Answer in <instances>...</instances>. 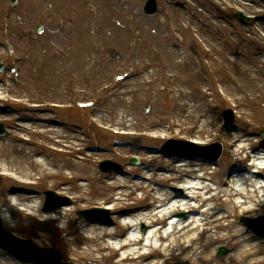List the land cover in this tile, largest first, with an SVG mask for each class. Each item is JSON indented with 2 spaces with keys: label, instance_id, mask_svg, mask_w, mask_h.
I'll use <instances>...</instances> for the list:
<instances>
[{
  "label": "rangeland",
  "instance_id": "obj_1",
  "mask_svg": "<svg viewBox=\"0 0 264 264\" xmlns=\"http://www.w3.org/2000/svg\"><path fill=\"white\" fill-rule=\"evenodd\" d=\"M19 1V5L13 8L10 6L9 0H0V65H4L3 72L0 73L1 100L6 99L5 91L9 90V87L11 89V86H9L11 84L10 73L7 71L11 59L7 56L3 34L1 35L2 32L5 33V30H7L5 26H2V20L5 18L11 25H9L8 34L18 54L17 62L22 72V84L19 87L12 86L18 97L37 99L45 94L44 96L57 101H64L65 99H62V97L65 98V96L59 79L61 67L72 68L76 72L79 85L82 88L93 90L99 85L106 83L109 75L118 74L128 67H134L136 64L150 61L158 66L151 72L138 75L128 82V86L124 89L127 94L124 97H118L119 99H110V105H105L102 108L99 116H101L100 119L104 124L120 129L158 128L165 125L167 114L173 113L175 118L180 120L186 127L199 122L200 117L203 123L208 126L205 129L206 133L200 139L201 141L204 138L205 140L209 138L207 136L212 137L220 134V136L223 135L226 138L232 135L234 142L242 134L253 133L254 125L264 126V19L261 17L264 12V0H237L238 3L233 0H159V4H162V2L170 4H168V7L167 4L162 5L160 16L157 18L144 15L142 7L145 0H129L127 4L123 0H83L81 3L77 0ZM232 1L236 6L244 10L246 14L255 16L254 21L245 23L236 17L234 11H224L223 9H226V6L233 4ZM68 8L73 9L76 16L67 14L66 9ZM38 23L45 27V31L41 35L34 31V27ZM183 26H189L191 30ZM196 30L198 33L195 32ZM196 34H199L207 46L218 48L221 51L219 52L220 57L224 54H229L233 58V62H230L231 66H227V68L234 76L236 84L228 83L224 85V89L231 96L238 97L236 103L240 113H244L250 121L248 123L240 121L235 123V127L242 130L240 133L223 132L220 113L217 112L220 110V101L216 97L206 98L198 93L200 88H207L209 83L202 81L201 73L204 70L201 50L196 43ZM97 36L101 37L104 45H106L107 51L104 58L97 52ZM180 37L185 39V41L180 42L178 40ZM229 38L233 39L234 42H231ZM174 46H179V48ZM51 47L54 48L51 49ZM58 48H62L65 51V59L57 58L53 55L59 51ZM88 63L96 64V66L94 65L91 69H88L90 73L83 75L80 71L75 70V67L89 66ZM161 63L165 64L168 71L175 76L172 87L176 95L179 94L178 90L185 89L197 94L190 96L192 98H178L176 107L171 106L166 97L160 93L162 87L160 79L162 78L159 68ZM33 67H36V70ZM49 76H52L50 84L54 83V85L42 91V88H44L42 79H46ZM155 79L156 82L154 81ZM208 79V82H211V79ZM150 81L154 83H149ZM225 81V83L228 82L227 79ZM127 89L129 91L135 90L136 92L128 95L129 91ZM148 102L150 107H147ZM183 104L184 107H182ZM107 107H110L111 110L108 111ZM61 117L78 123L87 133L91 130L92 126L87 122L84 112L64 114ZM6 118L12 119L13 117L0 111V120H5ZM154 119L158 120L159 124L152 125L151 122ZM242 120L245 119L242 118ZM212 123L214 124L211 125ZM63 131L67 132L66 129ZM63 131H58L57 134L63 136ZM70 131V135L75 136L77 140L75 142L76 145L73 144L74 146L80 144V146H85V143H88V146H106L107 143L126 142L125 140L104 137L103 133H98L94 128H92L87 140L79 142L80 135L74 134V130ZM191 136L194 137L193 135ZM245 138L248 140V142L244 143L245 146L248 143L246 148L248 146L257 148L256 139L248 138L246 135ZM205 142H208V140ZM127 143H130L128 147L122 149L124 154H138L142 156V160L136 168H132L129 171L130 174L126 177H113L112 174V177L108 179L109 176L100 174L95 167L96 164H94L96 159L99 160L100 157L105 156L103 153H96L93 160L90 159L89 162L84 163L72 158L48 154L44 149L39 150L36 147L34 148V146H25L15 138H1L0 173H16L21 180L27 183H35L37 181V187L33 188L29 185H25V187L30 190L28 192L35 191L39 193L41 206H43L44 192L47 189L63 190L68 194L80 196L82 199L80 205L84 206L86 204L91 205L96 201L105 202L112 195L123 197L132 193L136 194L137 197H141L149 188L155 187L148 182L149 175L164 176L161 166L163 160L166 161V164L167 160L180 163V161H177V157L151 154L145 150L147 147L160 148L163 145L162 141L151 143L138 139L130 140ZM189 150L190 152L196 151L194 148ZM227 151L232 152L233 149L224 147L220 159L213 164L194 161L195 163H192L196 165L194 171L205 175L207 178L209 177L215 184L224 180L227 176L223 172L230 167L229 159L231 156ZM111 155L109 152L108 156ZM151 159H153V162ZM183 159L185 160V158ZM35 160H38L39 163ZM183 163L186 164L187 161ZM240 167L241 165H234L233 168L238 169ZM253 169L256 168L252 167L248 172L241 173V175L249 179ZM41 170L49 173H60L61 176L70 174L77 177H85L88 182L77 185L74 182L65 184L60 180L47 178L41 180L40 177L44 175ZM136 176H139V179ZM115 178H118L126 187L120 189L108 188L107 185L113 182ZM157 178L160 180L164 177ZM257 179L262 178L254 176L250 178V180H253L252 182L248 180L247 185L242 186H246V191L251 196L253 204L251 209H256L258 202H264L263 199L259 201V198H261L260 190L255 191L250 186H258L257 183H262V180L255 183L254 181ZM137 182H140V184L138 189L135 190L132 185ZM23 189L16 187L6 177L0 178V213L3 212V225L9 227L15 225L16 220H24V223H29L30 226H19L17 233L20 237L30 238L39 246L56 250L62 257L60 264H69L63 243L65 240L69 241L74 237L57 232L49 219L41 223H34L30 219H24L21 215L22 212L16 211L15 207L35 210L37 209L34 208L37 198H34L35 193L33 197L26 193H21ZM155 189L157 192H169L159 181L156 183ZM8 190H12L15 193L8 194ZM212 192L214 190H211ZM9 198L13 204L15 203V207L9 206ZM28 198L29 201H27ZM138 205L143 206L145 204L140 203ZM220 210L227 214L230 213L229 208L221 207ZM259 214L264 215V211H259L256 215ZM49 217L51 216L49 215ZM62 217H65L63 222L67 227L82 224V230L85 228L83 220H78V217L73 212L69 213V216L64 214ZM208 219L206 217L198 219L201 220L200 225L198 224L196 231H193L188 237H196L206 226V223L209 224ZM183 225L185 224L177 225L176 228H180ZM236 226L243 227L239 223ZM165 228L170 229L168 226ZM33 230H36L38 234L34 235ZM221 232L219 231L216 235L224 236L225 233ZM83 234L82 238L75 239L73 243L75 244V249L87 252L92 249L94 244H92L91 240L85 243L84 238H91L86 233ZM178 236L179 234L175 233L170 237L169 241L161 242L158 239L159 241H153L151 245L155 247L161 244L162 249L166 250V254L169 255L168 245ZM214 236H211V238ZM252 241L260 242L261 245L264 239H257L256 236H253ZM100 242L96 243V245H99ZM200 243H193L194 250L190 249L184 253L191 256L192 264H197L202 258L210 254L214 255L217 260L224 259L232 254L229 245L218 243L219 245L216 244L211 247L212 251H210L208 249H200ZM220 247H224L227 250L226 256L217 257V251ZM179 248L178 244L173 249L170 248V252L178 254ZM75 253L78 254V251ZM97 257L95 264H105L103 260L100 261V258H107L108 252ZM258 258L253 257V260H258ZM260 258H264V253ZM198 259L199 261H197ZM153 260L160 262L157 258ZM153 260L148 261V264ZM5 264H9V261L5 262ZM71 264L80 263L75 260Z\"/></svg>",
  "mask_w": 264,
  "mask_h": 264
},
{
  "label": "bare ground",
  "instance_id": "obj_2",
  "mask_svg": "<svg viewBox=\"0 0 264 264\" xmlns=\"http://www.w3.org/2000/svg\"><path fill=\"white\" fill-rule=\"evenodd\" d=\"M182 107H184V104L182 105ZM206 124L203 123L202 126H200V128L197 131V134L202 133L205 129H206ZM160 131V130H159ZM163 134H161V132H157L155 129H152V132H147L145 134V136L147 137V139L149 140V142L154 143L157 140H159L162 137ZM264 152L262 150H256V153H261ZM252 154V152H251ZM37 163H39L38 160H35ZM151 161L153 162V159H151ZM260 165L258 168H260L262 166V168H264V158L261 162H259ZM174 164H172L169 160H167V164L166 161L163 160L162 163V167L165 169H172L174 168L173 166ZM188 164H182L181 166H175L176 167H185V169H179L176 168V170H180L178 171V173H183L184 175H182L181 177L175 176L174 178L169 179L172 182L175 183H181L184 184L185 186H187V188L190 190V192L194 195V196H198L200 193L196 192L194 190L200 189V187L198 186H193L191 183L187 182L186 179L184 177H188V178H194L197 177L196 175H194V169H186V166ZM42 174L44 175H49L50 173L45 172L43 170ZM177 172V171H176ZM59 175V174H58ZM199 175V174H198ZM233 175H235V177L233 178V180H229V182H227L226 180H223L222 183L223 187L225 188V190L223 191L224 193V203H232V205H229L230 207L234 205H238L237 209L239 213H244L247 214L249 211V206H247L248 201L251 198L248 197V193H245V187H242L243 185H247L248 180L249 182H252L253 180H250V178L253 177H243L242 175H240V173H231L230 176L232 177ZM16 174L14 173L12 176V180H14L13 182H15L16 180ZM151 177V176H149ZM158 177H163V176H158ZM165 177V176H164ZM44 178V177H43ZM45 178H52V177H45ZM261 179H257L254 182L257 183V181H259ZM164 183H168V181H164ZM122 185H125L124 183H122L118 178L113 179V182H110L109 185H107L108 188H114L117 189L119 187H121ZM258 186H253L250 185L255 191L260 190L261 192V196L264 198V181H262V183H257ZM99 186H101L99 184ZM102 188H104L102 186ZM193 192H192V191ZM152 191V190H151ZM121 195V194H119ZM135 195L136 194H126V196H116V195H112L111 197L107 198L106 201H97L101 204L106 203V202H112L111 204V210H115L118 211V209L122 208V209H126L130 206H134V205H130L125 198H130V199H135ZM233 196H235V198L233 200H230V198H232ZM242 196H247L244 202L241 203H237L238 199L241 198ZM80 197V196H79ZM81 198V197H80ZM146 198H148L150 201L152 200V203H156L155 205H152L151 203H149L148 205H146V207H148V210L146 212H133L131 214H128L126 219L128 222V225L125 224L126 226L130 227L129 229V238H125V241H128L130 239V241H128V244L133 247L135 244H141L142 240L144 242H146V246H149L152 244L153 241H156L160 235L161 232L158 231V229L154 226L153 220L152 218L155 217V214L160 213L161 216L163 214H166V216L168 215H172L173 210L171 209L176 208L175 204L178 205H182L183 207H185L184 209H187L188 206V202H186V200H184V198L179 197L178 195H173L170 194L168 192H155L154 194H150L148 192V194H146ZM197 198V197H195ZM125 203L122 204L120 203L121 201H124ZM27 201H29V198L27 199ZM39 199L37 198V203L35 205V207H37V204L41 205V202H38ZM207 211V209H206ZM191 214L195 211L191 210L189 211ZM187 212V213H189ZM208 215H209V219H210V224L212 225V227H216L215 231L208 235L205 236L201 233H199L196 237H188L193 231H196L197 227H195L197 224L200 225L201 220H198L197 218H191L188 222H185V225L181 226L180 228H176V226H174L173 228H171V233L170 234H166V237H172L173 234H175V231L179 234V236L177 238H175L169 245H168V251H169V255H167V251L166 250H161V252H163L165 255L161 254L165 259V256H171V258L173 259H177L174 257L175 254H172L170 252V248H174L176 247L178 244L180 246L179 248V253L178 255H186L183 253L184 250H186L188 252V250H194L193 247V243L197 242H201L199 244L200 249L205 250L208 249L210 251H212L211 247H214L216 244L218 243H222V244H227L230 245V249L232 251V254L224 259L221 260H217L212 254L208 255L205 258H202L200 261H204L206 263L209 264H264V258H260L262 257V254L264 253V241H262L263 246L260 245V242H254L253 240V236L251 234H249L250 232L248 230H246L243 227H238L236 226L234 220L231 221L229 219L228 216H220L217 213L212 212V209H210L208 211ZM53 214H55L57 217L58 215H64L66 212H61V210H56L51 212ZM50 215V214H49ZM46 215L45 219H49L52 220V217H49ZM122 216H117L115 218V222L116 224H120L121 225V218ZM65 217H61L59 216V220H63ZM152 220V221H151ZM114 222V223H115ZM142 223L144 224L148 230L145 232H139L138 231V225ZM223 224H225L223 226ZM85 228L82 230V224L78 226V229L81 231V236L84 235L83 233H86L88 237H90L91 239H85V243H88L90 240L92 241V244H94V246L92 247V249H89L87 252L78 250V249H73L75 251H78V254L86 259L89 264H95L97 262L98 259V255H101L102 252L104 251V249L107 247L108 242L111 241V239L117 236V231L113 232L114 229H116V225H114L113 228H111V226H105V225H98V224H84ZM196 228V229H195ZM207 228V227H206ZM177 229H179L177 231ZM84 231V232H83ZM219 231H222L223 233H225L224 236L221 235H216L218 234ZM221 232V233H222ZM215 235V236H214ZM211 236H214L213 238H211ZM187 237V238H186ZM186 238V239H185ZM102 241V242H100ZM108 241V242H107ZM99 245H96V243H99ZM143 248V247H142ZM142 248H140L139 250H141ZM149 249H151L149 247ZM151 251H153L151 249ZM160 250H158L157 252H159ZM138 251L133 250L132 248H129V251L126 253L127 257L125 259H118L117 261H108L105 260L104 263H111V264H127V263H136L137 260H141L142 258H145L144 256H139L136 255ZM144 252V251H141ZM140 254V252H139ZM253 257H259L258 260H253ZM182 259L184 260V264H192V258L189 255L186 256H182ZM252 259V260H251ZM103 258H100V261H102ZM147 260V259H146ZM199 261V259L197 260ZM145 263L147 264L148 262L145 261ZM154 264H159V263H154Z\"/></svg>",
  "mask_w": 264,
  "mask_h": 264
}]
</instances>
